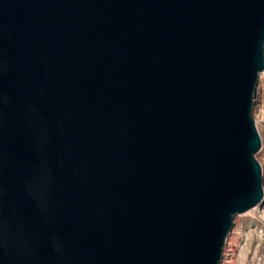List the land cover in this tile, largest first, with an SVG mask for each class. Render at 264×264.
Returning <instances> with one entry per match:
<instances>
[{
    "label": "water",
    "instance_id": "95a60500",
    "mask_svg": "<svg viewBox=\"0 0 264 264\" xmlns=\"http://www.w3.org/2000/svg\"><path fill=\"white\" fill-rule=\"evenodd\" d=\"M263 71L264 0H0V264H221Z\"/></svg>",
    "mask_w": 264,
    "mask_h": 264
},
{
    "label": "rangeland",
    "instance_id": "374dc122",
    "mask_svg": "<svg viewBox=\"0 0 264 264\" xmlns=\"http://www.w3.org/2000/svg\"><path fill=\"white\" fill-rule=\"evenodd\" d=\"M255 101L253 116L261 137L256 158L262 167L264 188V71L260 73ZM230 257L233 258L232 264H264V198L256 207L234 217L221 264Z\"/></svg>",
    "mask_w": 264,
    "mask_h": 264
},
{
    "label": "bare ground",
    "instance_id": "6f19581e",
    "mask_svg": "<svg viewBox=\"0 0 264 264\" xmlns=\"http://www.w3.org/2000/svg\"><path fill=\"white\" fill-rule=\"evenodd\" d=\"M259 77H260V74H259V76H258V80H259ZM258 85V84H257ZM256 92H257V87H256ZM255 99H256V95H255ZM255 103H256V101H255ZM254 110V109H253ZM257 155V154H256ZM228 237V236H227ZM226 241H227V238H226ZM225 245H226V242H225ZM225 245H224V247H225ZM224 250V249H223ZM231 254V253H230ZM222 256H223V253H222ZM233 258H225V262L223 263V264H232V262H233V260H232ZM221 260H222V257H221Z\"/></svg>",
    "mask_w": 264,
    "mask_h": 264
}]
</instances>
